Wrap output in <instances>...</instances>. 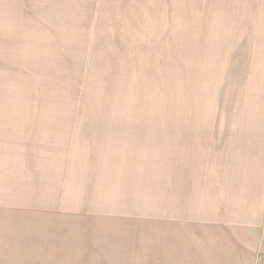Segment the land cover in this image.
<instances>
[{"label":"rangeland","instance_id":"obj_1","mask_svg":"<svg viewBox=\"0 0 264 264\" xmlns=\"http://www.w3.org/2000/svg\"><path fill=\"white\" fill-rule=\"evenodd\" d=\"M226 8L218 0H0V156L16 158L17 173L26 158L54 174L42 190L13 175L14 195L78 211L97 223V240L106 223L120 227L131 244L151 217L153 184L173 164L168 126L183 125L197 97L200 52L210 64L227 46L219 45L232 33ZM128 253L124 246L115 256Z\"/></svg>","mask_w":264,"mask_h":264},{"label":"crops","instance_id":"obj_2","mask_svg":"<svg viewBox=\"0 0 264 264\" xmlns=\"http://www.w3.org/2000/svg\"><path fill=\"white\" fill-rule=\"evenodd\" d=\"M219 2L232 33L210 64L199 50L197 97L184 124L168 126L173 164L131 244L120 227L106 223L97 240V223L78 211L14 195L13 175L42 190L54 174L26 158L17 173V159L0 156V264H264V0Z\"/></svg>","mask_w":264,"mask_h":264}]
</instances>
